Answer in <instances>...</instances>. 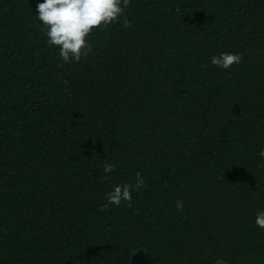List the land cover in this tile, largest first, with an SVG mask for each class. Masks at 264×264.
<instances>
[{"label":"trees","instance_id":"16d2710c","mask_svg":"<svg viewBox=\"0 0 264 264\" xmlns=\"http://www.w3.org/2000/svg\"><path fill=\"white\" fill-rule=\"evenodd\" d=\"M37 2L0 0V264H264V0H131L71 63Z\"/></svg>","mask_w":264,"mask_h":264},{"label":"clouds","instance_id":"9594fccd","mask_svg":"<svg viewBox=\"0 0 264 264\" xmlns=\"http://www.w3.org/2000/svg\"><path fill=\"white\" fill-rule=\"evenodd\" d=\"M131 0H38L36 4L37 18L45 26L46 43L49 47H58L59 56L64 63L80 61L92 51V44L88 36L94 28L107 26L121 17L124 10L129 7ZM126 27V23L124 24ZM243 59L237 52H221L211 57V64L222 70H229L233 64H239ZM258 156L264 162V149ZM115 165L105 162L103 172L111 174ZM107 179V176L104 177ZM145 179L138 172L134 183L114 185L105 193L107 204L119 207L122 203L129 206L132 202L133 191L145 186ZM255 223L264 228V209L256 213Z\"/></svg>","mask_w":264,"mask_h":264},{"label":"rangeland","instance_id":"374dc122","mask_svg":"<svg viewBox=\"0 0 264 264\" xmlns=\"http://www.w3.org/2000/svg\"><path fill=\"white\" fill-rule=\"evenodd\" d=\"M216 264H226V263L223 262V261H220V262H218V263H216Z\"/></svg>","mask_w":264,"mask_h":264}]
</instances>
